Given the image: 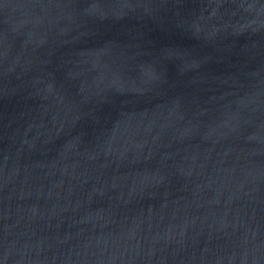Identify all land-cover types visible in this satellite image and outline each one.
I'll use <instances>...</instances> for the list:
<instances>
[{
  "label": "water",
  "instance_id": "1",
  "mask_svg": "<svg viewBox=\"0 0 264 264\" xmlns=\"http://www.w3.org/2000/svg\"><path fill=\"white\" fill-rule=\"evenodd\" d=\"M0 264H264V0H0Z\"/></svg>",
  "mask_w": 264,
  "mask_h": 264
}]
</instances>
